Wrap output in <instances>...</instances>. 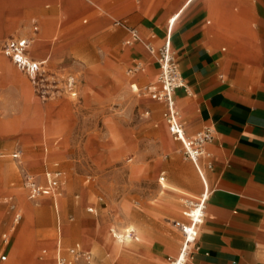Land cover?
<instances>
[{
  "label": "rangeland",
  "instance_id": "rangeland-1",
  "mask_svg": "<svg viewBox=\"0 0 264 264\" xmlns=\"http://www.w3.org/2000/svg\"><path fill=\"white\" fill-rule=\"evenodd\" d=\"M154 1L148 14L157 10ZM46 2L52 5L44 8ZM83 9L79 0H0V39L27 33L30 18L38 17L42 41L36 50L45 43L51 52L57 43L50 70L73 73L78 81L76 98L62 94L41 101L27 77L0 54V253L7 255L4 264H56L57 248L70 264H165L182 240L173 221H189L182 212L186 198L194 197L181 198L164 184L199 195L202 183L183 144L169 133L162 104L142 88L155 78L128 74L132 60L112 19L97 21ZM18 149L20 158H12ZM26 169L41 180L61 171L58 213L49 196L28 199L21 175ZM27 205L29 225L17 237ZM15 212L21 214L17 222ZM126 225L144 232L147 243L134 240L132 232L125 244L120 236ZM111 226L119 250L108 234ZM76 243L89 252L88 262L69 253Z\"/></svg>",
  "mask_w": 264,
  "mask_h": 264
},
{
  "label": "crops",
  "instance_id": "crops-1",
  "mask_svg": "<svg viewBox=\"0 0 264 264\" xmlns=\"http://www.w3.org/2000/svg\"><path fill=\"white\" fill-rule=\"evenodd\" d=\"M79 3L84 11L92 10L97 21L112 19V26L122 35V51L131 58V64L145 65L146 72L139 80L155 78L142 88L154 83L158 75V66L143 44L147 41L161 46L169 34L185 84L174 93L184 132L192 136L205 127L214 130L199 159L208 197L197 249L188 264H264V0H155L152 6L155 4L157 10L152 14L146 12L149 0ZM51 5L46 2L44 8ZM113 20L136 28L141 41L124 46L127 34L113 25ZM33 22L38 32L30 55L46 59L51 68L50 53L58 44L52 43L51 52H47L50 45L45 43L40 47L45 51L36 50V42L42 41L41 22L31 17L28 29ZM23 34L21 31L5 38ZM157 102L163 106V116L165 106ZM35 177L40 184L45 183V177ZM200 182L201 194V178ZM168 192L181 198L192 195L193 199L186 198L191 201L200 197L172 183ZM55 203L52 201L58 213ZM130 231L134 235L138 232L124 230ZM57 237L60 242L58 226Z\"/></svg>",
  "mask_w": 264,
  "mask_h": 264
},
{
  "label": "built area",
  "instance_id": "built-area-1",
  "mask_svg": "<svg viewBox=\"0 0 264 264\" xmlns=\"http://www.w3.org/2000/svg\"><path fill=\"white\" fill-rule=\"evenodd\" d=\"M171 24V20L169 21ZM113 25L123 28L127 34L123 40V45L130 47L141 41V37L136 28L129 26L122 20H113ZM38 25L33 22L29 31L20 36H11L0 40V54L10 59L15 68L24 74L30 82L34 92L41 101L54 99L62 94H67L76 98L78 96L77 78L73 73H66L59 76L56 72L50 70L46 59H35L30 55V48L36 39ZM145 49L154 58L158 66V76L154 83L146 85L143 90L153 100L162 102L165 106L163 118L167 124L169 133L173 139L179 140L186 147L183 139V127L179 119V113L175 106L174 93L177 89L185 88L184 80L179 69V65L172 50L170 35L167 34L163 44L155 47L150 43H146ZM145 65L141 62L134 63L129 69L128 74L135 72H144ZM214 130L211 127H205L190 137L188 145L192 151L185 150L188 157L195 164V158H200L205 150L206 142L213 138ZM21 150L12 153L14 159L20 158ZM22 185L26 189L28 199L35 200L40 196H49L54 205H56V196L59 193V183L61 179V171L45 173V183L40 184L35 175L29 170H22ZM163 178V177H161ZM202 198L194 201H187L188 208L182 213L188 217V222L174 220L173 225L182 233V240L176 256L171 257L165 264H188L193 256V252L197 249L196 240L198 229L203 221L204 212L197 217L192 218V210L198 206L204 211L207 200L206 189L202 194ZM21 218L19 212L14 213V221L17 222ZM132 231L130 232V235ZM3 241L8 240V235H3ZM59 243V240H57ZM69 253L75 259L82 257L84 261L90 260L89 252L80 250L79 244H74L69 248ZM6 261V255L0 253V264ZM61 255L60 250H56V264H70Z\"/></svg>",
  "mask_w": 264,
  "mask_h": 264
},
{
  "label": "bare ground",
  "instance_id": "bare-ground-1",
  "mask_svg": "<svg viewBox=\"0 0 264 264\" xmlns=\"http://www.w3.org/2000/svg\"><path fill=\"white\" fill-rule=\"evenodd\" d=\"M143 45H144V48H145L146 43H144ZM84 57H85V56H84ZM156 64H157V63H156ZM91 66H92V65H91ZM144 72H145V70H144ZM141 73H142V72H141ZM95 76H96V75H95ZM130 87H131V89H132L133 91H138V90H139V87H138L135 83L130 84ZM175 106H176V108H177L176 102H175ZM177 110H178V108H177ZM178 113H179V119H180V122L182 123L179 110H178ZM182 127H183V131H184V126H183V124H182ZM182 136H183V139H184V143H185V145H186V147L184 146V149H185V150L188 149L189 151H192L191 146L188 145V142H189L190 138L187 137V135L185 134V132H183V135H182ZM194 165H195V167H196V169H197V172H198V174H199V176H200V178H201V180H202V182H203V184H204V191L202 192V194L205 192V189H206V193H207V186H206V183H205V180H204V176H203L202 170L200 169V166H199V158H195V164H194ZM160 180H163V178L160 177ZM173 185H174V184H173ZM168 188H170V184L165 183L163 189L167 190ZM168 190H169V189H168ZM199 198H202V195H200ZM187 201H188V200H187ZM189 201H191V200H189ZM193 201H194V200H193ZM29 212H30V207H29V205H27L26 208H25V213H26L25 222L23 223L21 229L18 231V233H17V237H18V234L20 235V234L24 233V232L27 230L26 228H27V225H29V222H28V219H26V218H27V214H28ZM201 212H204V211L200 210V208H199V206H198L195 210H192V213H191L192 218L197 217ZM67 229H68V228H64V229H63V235L66 234V232L68 231ZM130 229H132V230L135 231L134 226H132V225H126V227L124 226V230L129 231ZM13 231H14V228H13ZM130 232H131V231H130ZM130 232H124V234L120 236L122 239L125 238V244H128V243L130 242V240L133 239V238H131ZM9 234H10V233H9ZM108 234H109V236L113 239V242L116 244V248H118V250H119L120 247H121V245H119V242H121V241H117L118 239H115V238H117L119 235L115 232L113 226L110 227V230H109V233H108ZM123 237H124V238H123ZM147 237H148V236H147ZM147 237H146V235H145L144 232H142V231H138V232L135 233V235H134V240H136V241H138V242H142V243H145V242L147 243ZM122 241H123V240H122ZM142 243H141V244H142ZM20 245H21V242H20V240H19L18 243L16 244V248H15L17 254H20V253H21ZM144 245H145V244H144ZM88 246H89V245H88ZM177 253H178V252H177ZM20 256H21V255H20ZM116 256H117V255H116ZM40 264H49V263H47V262H43V263H40Z\"/></svg>",
  "mask_w": 264,
  "mask_h": 264
}]
</instances>
